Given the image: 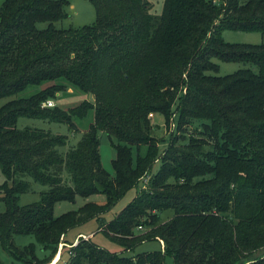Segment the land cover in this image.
Returning <instances> with one entry per match:
<instances>
[{
    "label": "trees",
    "instance_id": "trees-1",
    "mask_svg": "<svg viewBox=\"0 0 264 264\" xmlns=\"http://www.w3.org/2000/svg\"><path fill=\"white\" fill-rule=\"evenodd\" d=\"M90 1L95 20L65 28L53 22L66 16L67 0L0 4V97L51 81L0 106V246L18 264H48L69 228L100 219L145 180L98 226L120 250L80 236L67 244L63 264H264V43L221 35L264 33V0H163L160 13L150 12L149 0ZM215 58L255 68L209 73L218 71ZM71 89L85 97L66 108L43 105ZM91 109L92 121L65 151L66 135L16 126L28 116L77 130L75 119ZM158 112L166 127L174 113L177 123L150 173L161 141L151 121ZM99 131L116 140L112 174L101 164ZM23 175L49 187L19 204L30 186ZM94 193L105 201L53 212L57 201ZM14 234H32L44 253L34 242L15 245ZM148 240L160 247L124 253Z\"/></svg>",
    "mask_w": 264,
    "mask_h": 264
},
{
    "label": "rangeland",
    "instance_id": "rangeland-1",
    "mask_svg": "<svg viewBox=\"0 0 264 264\" xmlns=\"http://www.w3.org/2000/svg\"><path fill=\"white\" fill-rule=\"evenodd\" d=\"M3 0H0V4ZM151 3L150 12L153 13H160L162 10L163 0H149ZM64 10L66 12V16L63 18L54 21V25L56 27H79L84 24L92 23L95 20V9L94 5L91 3L90 0H67V4L64 6ZM48 24L47 21H40L37 23V26L42 28ZM222 38L228 42H245V43H264V33L259 31H246V30H235V29H224L221 32ZM219 64V68L217 72H210L209 73H216L220 75H224L230 72H233L241 67L251 66L253 69L255 68L254 65L245 64L240 61H224L215 58ZM51 81H43L39 84H29L21 91L0 97V106L12 98L17 97H26L31 95L32 93L36 92L37 90L41 89L42 87L48 85ZM85 95L76 92V90H67V91H60L52 99L56 105L61 107H69L77 104ZM93 119V110H89L87 114L82 118L75 119L77 130H72L69 125L65 122H58L54 120H49L45 118H38V117H28V116H19L16 122L17 127H24V126H31V127H38L43 128L45 130L50 131L51 133H59L64 134L67 137L66 144L60 147L61 150L65 151L70 146H73L77 143L79 138L81 137L83 131L88 127L89 123ZM151 121L156 126L154 127L153 133L155 136L160 137L161 141L159 143V150L156 159L153 161L150 173L155 172L160 165V154L164 150L165 146L167 145L170 132L175 130L176 123H177V114L174 113L170 126H165V119L161 113H154L151 116ZM99 138H100V145H99V152H100V160L101 164L104 169H106L111 174L113 173V168L111 165V159L115 155V148L113 142H116L113 136L109 137L105 131H99ZM145 152V146H141L140 153ZM24 179H27L30 183L29 189L21 193L18 198L19 204L28 203L31 201H35L39 199V193L41 191L46 190L49 186L47 184L40 183L38 181L33 180L28 175L22 176ZM4 176L0 170V183L3 181ZM145 180H140L135 186L129 188L116 202L112 205L107 211L101 214L100 219L97 217L89 218L88 220L76 224L75 226L69 228L64 236L65 242H60L58 245V249L56 254L59 255L55 259L52 264H63L65 261L68 260V248L67 244L71 242H76V240L80 236L90 237L91 240L99 246L105 247L109 250H120V246L116 244L114 241L110 240L102 230L98 229L100 225V221H108L113 216L116 215L137 193L138 189L141 188L143 182ZM95 201L98 203H103L105 201V195L102 193H94L88 197H81L77 196L75 200H60L57 201L54 205L53 212L55 215H58L62 212L67 210H72L78 208L82 205L85 201ZM4 209V205L2 201H0V211ZM172 210L168 209L162 213V219L165 220L169 216H171ZM76 239V240H75ZM13 242L15 245L21 247L26 245L30 242L35 243L36 253L37 255H42L44 253L42 246L36 242L34 236L32 234H14L13 235ZM161 242V241H160ZM62 250V247L64 246ZM160 247V244L156 240H148L142 242L135 246L133 250L125 251L126 254H134L136 252L147 250V249H157ZM55 254V255H56ZM55 257V256H54ZM54 259V258H53ZM52 259V260H53ZM51 260V262H52ZM0 261L4 264H18L16 260H14L10 254L0 246ZM167 261L169 263L172 262L171 258H168ZM50 262V263H51ZM49 264V263H48Z\"/></svg>",
    "mask_w": 264,
    "mask_h": 264
},
{
    "label": "built area",
    "instance_id": "built-area-1",
    "mask_svg": "<svg viewBox=\"0 0 264 264\" xmlns=\"http://www.w3.org/2000/svg\"><path fill=\"white\" fill-rule=\"evenodd\" d=\"M54 104H55V102L52 99H48L45 102H43V105H46V106H52ZM83 237L87 238L86 236H83Z\"/></svg>",
    "mask_w": 264,
    "mask_h": 264
},
{
    "label": "crops",
    "instance_id": "crops-1",
    "mask_svg": "<svg viewBox=\"0 0 264 264\" xmlns=\"http://www.w3.org/2000/svg\"><path fill=\"white\" fill-rule=\"evenodd\" d=\"M76 240V239H75ZM59 251H60V249H59ZM59 251H58V253L55 255V257H54V259L52 260V262L51 263H49V264H52L54 261H55V259L58 257V255H59Z\"/></svg>",
    "mask_w": 264,
    "mask_h": 264
},
{
    "label": "water",
    "instance_id": "water-1",
    "mask_svg": "<svg viewBox=\"0 0 264 264\" xmlns=\"http://www.w3.org/2000/svg\"><path fill=\"white\" fill-rule=\"evenodd\" d=\"M88 96H89V100H94L92 93H89Z\"/></svg>",
    "mask_w": 264,
    "mask_h": 264
}]
</instances>
